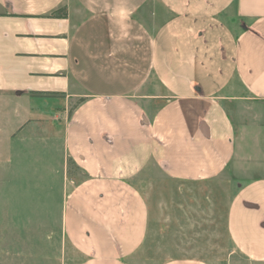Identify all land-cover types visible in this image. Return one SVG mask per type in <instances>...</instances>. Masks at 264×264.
Masks as SVG:
<instances>
[{
    "label": "crops",
    "instance_id": "crops-1",
    "mask_svg": "<svg viewBox=\"0 0 264 264\" xmlns=\"http://www.w3.org/2000/svg\"><path fill=\"white\" fill-rule=\"evenodd\" d=\"M0 90L61 94L82 176L65 197L64 237L78 264H134L149 166L178 182L217 178L235 157L264 170V0H0ZM227 225L264 261V175L240 185Z\"/></svg>",
    "mask_w": 264,
    "mask_h": 264
},
{
    "label": "rangeland",
    "instance_id": "rangeland-1",
    "mask_svg": "<svg viewBox=\"0 0 264 264\" xmlns=\"http://www.w3.org/2000/svg\"><path fill=\"white\" fill-rule=\"evenodd\" d=\"M60 98L0 90V264L80 261L63 234L65 197L82 176L66 154ZM78 101L72 99L67 109L71 112ZM150 168L142 172L140 184L150 211L149 232L134 264L180 257L264 264L237 249L227 225L235 192L264 170L235 157L217 178L178 182Z\"/></svg>",
    "mask_w": 264,
    "mask_h": 264
},
{
    "label": "trees",
    "instance_id": "trees-1",
    "mask_svg": "<svg viewBox=\"0 0 264 264\" xmlns=\"http://www.w3.org/2000/svg\"><path fill=\"white\" fill-rule=\"evenodd\" d=\"M65 15H66V12L63 9L57 10V11H55V12L50 14V16H52V17H63ZM30 93H31L32 96H38V95H42V96H55V95H58V96H61V94H59L57 92H30Z\"/></svg>",
    "mask_w": 264,
    "mask_h": 264
}]
</instances>
